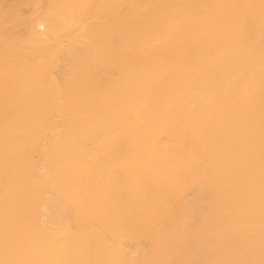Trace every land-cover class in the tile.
I'll list each match as a JSON object with an SVG mask.
<instances>
[{"label": "bare ground", "instance_id": "obj_1", "mask_svg": "<svg viewBox=\"0 0 264 264\" xmlns=\"http://www.w3.org/2000/svg\"><path fill=\"white\" fill-rule=\"evenodd\" d=\"M0 264H264V0H0Z\"/></svg>", "mask_w": 264, "mask_h": 264}]
</instances>
